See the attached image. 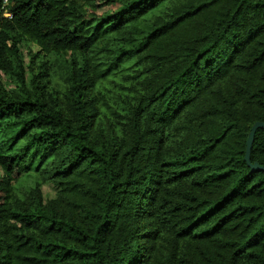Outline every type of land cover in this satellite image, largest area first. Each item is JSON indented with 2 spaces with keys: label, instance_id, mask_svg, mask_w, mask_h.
Masks as SVG:
<instances>
[{
  "label": "trees",
  "instance_id": "obj_1",
  "mask_svg": "<svg viewBox=\"0 0 264 264\" xmlns=\"http://www.w3.org/2000/svg\"><path fill=\"white\" fill-rule=\"evenodd\" d=\"M0 10V264H264V0Z\"/></svg>",
  "mask_w": 264,
  "mask_h": 264
},
{
  "label": "rangeland",
  "instance_id": "obj_2",
  "mask_svg": "<svg viewBox=\"0 0 264 264\" xmlns=\"http://www.w3.org/2000/svg\"><path fill=\"white\" fill-rule=\"evenodd\" d=\"M19 49L24 56V65L27 69H29V66L32 62V55L33 53L37 52L38 47L32 42L22 41L19 44ZM9 81L10 80L8 76L0 70V82L5 86L10 87L12 86V83ZM41 189L45 198L53 197L56 192V187L49 182H45Z\"/></svg>",
  "mask_w": 264,
  "mask_h": 264
},
{
  "label": "water",
  "instance_id": "obj_3",
  "mask_svg": "<svg viewBox=\"0 0 264 264\" xmlns=\"http://www.w3.org/2000/svg\"><path fill=\"white\" fill-rule=\"evenodd\" d=\"M258 126H263V124L260 123V122H256L252 126V128H251V130L249 132V135H248V138H247V141H246V151H245V156H244L245 160H248V153H249V147H250V143H251V140H252V136H253V133H254L256 127H258ZM250 166H251V168H258V167H260V166H258L256 164H253V165H250Z\"/></svg>",
  "mask_w": 264,
  "mask_h": 264
},
{
  "label": "built area",
  "instance_id": "obj_4",
  "mask_svg": "<svg viewBox=\"0 0 264 264\" xmlns=\"http://www.w3.org/2000/svg\"><path fill=\"white\" fill-rule=\"evenodd\" d=\"M3 2L5 3L6 0H3ZM0 16H8V17H9V16H10V13H9V12H6V11H3V12H2V11L0 10Z\"/></svg>",
  "mask_w": 264,
  "mask_h": 264
}]
</instances>
